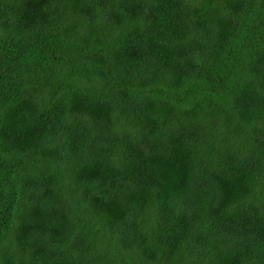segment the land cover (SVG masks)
<instances>
[{
    "label": "trees",
    "instance_id": "1",
    "mask_svg": "<svg viewBox=\"0 0 264 264\" xmlns=\"http://www.w3.org/2000/svg\"><path fill=\"white\" fill-rule=\"evenodd\" d=\"M0 264H264V0H0Z\"/></svg>",
    "mask_w": 264,
    "mask_h": 264
}]
</instances>
